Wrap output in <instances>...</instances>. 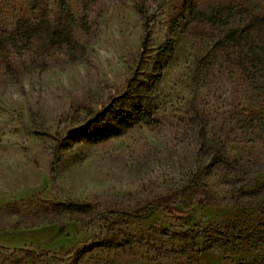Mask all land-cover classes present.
<instances>
[{
    "label": "rangeland",
    "instance_id": "1",
    "mask_svg": "<svg viewBox=\"0 0 264 264\" xmlns=\"http://www.w3.org/2000/svg\"><path fill=\"white\" fill-rule=\"evenodd\" d=\"M63 5L81 49L45 51L36 40L0 52V208L17 211L0 220V264H264V133L251 130L264 92L211 39L190 34L187 14L171 60L154 73L179 0L147 4L155 20L142 61L134 0H0V24L55 21ZM251 5L264 15V0ZM100 103L109 113L152 106L155 121L98 143L77 139L83 106ZM211 152L256 170L251 181L203 169ZM196 187L211 198L182 217L181 199ZM68 202L93 210L68 218ZM18 221L38 224L12 228Z\"/></svg>",
    "mask_w": 264,
    "mask_h": 264
},
{
    "label": "trees",
    "instance_id": "2",
    "mask_svg": "<svg viewBox=\"0 0 264 264\" xmlns=\"http://www.w3.org/2000/svg\"><path fill=\"white\" fill-rule=\"evenodd\" d=\"M166 0H134V8L140 15L142 22V37L138 51V60L146 57L151 37L155 16L149 15L148 3H164ZM260 0H230L208 5L200 4V0H179V5L165 20L166 35L158 46L153 63V71L158 76L171 60L175 50V33L180 26V20L187 14L189 21L196 26L190 30L194 37L211 39L214 42L213 51L224 54L229 62V67L236 70L248 87L261 93L264 92V15L259 6L253 7L251 3ZM65 16L55 21L47 18L32 20L29 17H19L13 28L9 29L0 24V52L7 55L20 43L27 46L39 41L45 51L53 47L66 46L71 51L81 49L72 29L71 22L76 20L70 5H63ZM252 6V7H251ZM80 25L88 29L86 17L79 19ZM88 119L77 130V139L98 143L110 138L118 137L134 123L149 124L155 121V110L152 106H138L132 110H120L109 113L108 105L98 104L97 109L84 105ZM257 123L252 125V132H258L260 138L264 133V117L260 114L252 116ZM211 156L210 163L205 165L209 173L218 177L235 176L244 174L243 178L251 181L252 170L240 159L224 153H208ZM211 198L210 193L203 188H194L192 194L181 199V216L191 215L198 204L205 203ZM61 210L69 214L68 218L79 219L82 214L91 212V204L68 202L63 204ZM16 209L14 207L0 208V220L11 217ZM17 212V211H16ZM61 217L59 220H62ZM52 221L53 219H49ZM38 223H26L22 221L12 224V228L34 226ZM5 228L2 225L0 229ZM175 236H187L186 234H174ZM205 248V247H204Z\"/></svg>",
    "mask_w": 264,
    "mask_h": 264
}]
</instances>
